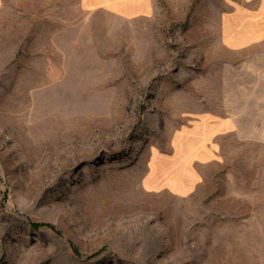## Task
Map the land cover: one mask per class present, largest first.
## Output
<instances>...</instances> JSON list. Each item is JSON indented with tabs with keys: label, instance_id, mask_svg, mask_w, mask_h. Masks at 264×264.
<instances>
[{
	"label": "rangeland",
	"instance_id": "374dc122",
	"mask_svg": "<svg viewBox=\"0 0 264 264\" xmlns=\"http://www.w3.org/2000/svg\"><path fill=\"white\" fill-rule=\"evenodd\" d=\"M160 4L99 18L92 64L58 63V21L0 26V264H264V144L229 152L202 197L138 190L148 148L202 101V22Z\"/></svg>",
	"mask_w": 264,
	"mask_h": 264
},
{
	"label": "crops",
	"instance_id": "0c3cea01",
	"mask_svg": "<svg viewBox=\"0 0 264 264\" xmlns=\"http://www.w3.org/2000/svg\"><path fill=\"white\" fill-rule=\"evenodd\" d=\"M162 1L175 0H0V26H23L24 18L28 24L41 16L58 21L50 25L58 63L92 64L82 59L96 56L99 40L108 41L111 31L99 27V18L147 21L161 14ZM178 2L202 22V101L139 161L138 190L146 199L204 195L224 173L229 152L264 144V59L258 57L264 51V0Z\"/></svg>",
	"mask_w": 264,
	"mask_h": 264
}]
</instances>
